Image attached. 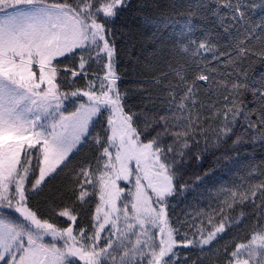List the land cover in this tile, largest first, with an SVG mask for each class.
Listing matches in <instances>:
<instances>
[{"label": "snow or ice", "instance_id": "obj_1", "mask_svg": "<svg viewBox=\"0 0 264 264\" xmlns=\"http://www.w3.org/2000/svg\"><path fill=\"white\" fill-rule=\"evenodd\" d=\"M212 2L217 7L209 10L205 0H193L173 46L159 44L150 54L166 70L137 81L133 91L148 93L144 99L159 103V108L135 112L127 104L128 91L118 87L122 76L114 32L108 26L131 0H0V264H181L189 259L181 257L182 249L199 250L201 255L191 264H201L206 249L247 215L255 217L253 230L231 252V242L224 245V264H264V179L222 190L226 198L219 211L207 214V224L187 219L174 224L168 212L178 169L189 153L200 161L203 151L219 148L230 138V148L264 143V72L236 69V79L215 80L216 69L211 67L221 58L226 66L234 65L249 54L264 64V51L257 54L242 46L249 39L264 38L249 33L235 43V57L232 45L228 52L221 51L207 33L199 40L191 38L194 20L207 18L205 14L216 17L225 33L228 13L232 21L246 17L241 0ZM145 21L155 23L147 17ZM173 23L166 20L164 27ZM256 28L264 24L256 25L253 33ZM77 52L75 67L60 66L61 58ZM178 56L191 63L178 62ZM93 61L102 64V74L92 73L88 79L86 69ZM145 67L156 71L151 64ZM189 73H194L191 79ZM81 76L87 81L84 88L62 91ZM146 86L160 91L153 95ZM202 88L207 99H201ZM246 95L253 101H246ZM70 98L81 102L66 112ZM253 102L257 107H249ZM104 112L106 141L100 135L91 137ZM237 126L243 131L236 133ZM89 139L100 150L95 168L91 162L75 168L67 191L82 208L98 196L91 233L87 227L77 232L74 204L57 208L55 198L49 202L53 215L66 218L67 227H59L30 203L31 196L39 195L48 180L67 167L70 153ZM133 175L134 190L126 192L119 181L132 183ZM186 187L180 185L181 191ZM125 196L129 199L121 208L118 201ZM238 207L236 216L229 214ZM203 215L196 213L192 220ZM103 232L109 234L101 247Z\"/></svg>", "mask_w": 264, "mask_h": 264}, {"label": "trees", "instance_id": "obj_2", "mask_svg": "<svg viewBox=\"0 0 264 264\" xmlns=\"http://www.w3.org/2000/svg\"><path fill=\"white\" fill-rule=\"evenodd\" d=\"M69 2L71 3L72 0H69ZM151 2H153L154 6L150 4ZM192 3L193 0H131L130 6L122 11L115 18L114 22L108 25L114 32L113 38L117 49V70L122 76V79L118 81V87L121 91H128L129 99L127 100V104L132 106L130 108L131 111H156L159 108V103L152 105L144 99L148 93L133 91V89L139 87L137 81L150 78L158 71L166 70L163 64L156 63L154 65L156 71H149L145 67L146 60L143 61V52L153 51L159 44L171 48L175 43L174 34L180 31L181 26L188 18L189 6ZM205 3L209 5V10L217 7L212 0H205ZM233 3H235V0H233ZM241 3L247 6L244 9L246 17L244 20L232 21L230 19L231 14L228 13L224 23L225 26H230L229 33L224 32L223 27L220 26L216 17L205 14L207 18L194 20L196 27L191 38L199 40L207 33L211 36L213 42L220 46L221 51L228 52L230 50L229 46L232 45L231 52L233 57L236 55L235 43L245 39L249 33H252L256 37L264 38V28H256L253 33L256 25L264 24V0H241ZM225 13L226 10L221 9L220 15L225 16ZM146 17L155 23L146 22ZM166 20L173 21V25L165 28L164 22ZM157 26H159V30ZM130 30H132V33H130ZM142 32L145 36L141 34ZM138 35L145 37L146 41L140 42ZM242 46L259 54L264 51V40L249 39ZM79 55L80 53L77 52L74 57L68 59L61 58L60 66L63 67V65L68 64L75 67L78 64L77 57ZM176 59L180 63L190 62L188 61V57L178 56ZM208 59L211 60L210 55H208ZM211 67L216 69V73L214 74L215 80L236 79V69H247L257 75L264 72V64L260 62L257 56L251 54L237 59L236 63L231 66H226L225 58H221L219 62L213 61ZM86 70L89 73L88 79H92V73L102 74V64L98 65L93 61ZM228 73H231L232 76L229 77L227 75ZM192 75L194 73H189V79L192 78ZM86 83L87 81L81 76L71 85L65 84L62 91L84 88ZM146 87H149L153 95H156L160 91L152 89L151 86ZM207 98L202 88L201 99ZM212 98L219 99V97ZM83 100H86V98H83ZM245 100L253 101V97L246 95ZM77 102L81 101L76 100V98H70V101H66V111L72 112L76 108ZM249 107H257V105L253 102ZM107 116L108 113L104 112L96 120L95 125L91 129V137L100 135L106 141L105 128L107 127ZM253 120H255V116ZM242 131L243 129L237 126L236 133ZM154 134L155 130L149 136L144 137L145 142ZM167 142L165 141V143ZM231 143L232 140L230 138L219 148H210L207 151H203L200 161H197L189 153L190 158L187 159L185 164L179 167V175L176 180L177 191L174 196L168 198L170 205L168 212L174 224L185 219L189 220L190 223L194 222L196 224H199L203 220L207 224V214L219 211L222 201L226 198L222 190L235 189L242 183H257L260 179H264V176L259 175L260 173H264V143H246L230 148ZM199 147L203 149L204 146L201 144ZM99 151L92 139L80 145L78 150L71 156L67 167L63 168L52 179L48 180L39 195L30 197L31 206L34 209H39L45 218H49L57 226L66 227L67 223L64 217L53 215L49 202L55 198V207L57 208L74 204V195L67 191L73 183L72 172L75 168L86 165L89 162L95 168V157L99 154ZM192 151L195 152L196 148H193ZM225 156L229 158L224 159ZM205 173H208V175H205ZM250 173L252 174L251 176L249 175ZM197 177H201V179L198 180ZM130 179L134 181L135 176L133 175ZM120 183L121 185L127 186L126 182L121 181ZM180 185H187V187L181 191ZM58 193H63V195L57 197ZM97 203H99L98 196H93L83 208L79 203L74 204L79 215L76 223L77 232L79 228L87 227L91 233L92 215ZM244 208L246 212H251L249 205H245ZM239 211L240 208L238 207L229 214L236 216ZM201 212L205 215L193 221L192 217L196 213ZM186 214L189 215L186 216ZM254 220L255 217L253 215H247L238 226L229 228L211 245L210 249H206L208 255L201 260V264H224L226 259L224 245L231 242L230 247H228V252H231L235 247V243L246 242L249 238L248 234L253 230ZM217 223H219V220H217ZM261 223H264V221H261ZM186 228L187 226L182 228L181 232L185 231ZM45 239L46 241H50L51 237H46ZM217 249H219V252L216 251ZM185 255L189 259L187 262L182 260L181 264H191L201 254L197 249H190L189 251L182 249L181 257Z\"/></svg>", "mask_w": 264, "mask_h": 264}, {"label": "rangeland", "instance_id": "obj_3", "mask_svg": "<svg viewBox=\"0 0 264 264\" xmlns=\"http://www.w3.org/2000/svg\"><path fill=\"white\" fill-rule=\"evenodd\" d=\"M168 1H170V0H168ZM150 4H152L153 6H154V4H153V2H151ZM130 33H132V30H130ZM143 36H145L144 35V33L142 32L141 33ZM143 36H140V35H138V40L140 41V42H143V41H146V39H145V37H143ZM166 46V45H165ZM166 49L167 48H170L169 46H166L165 47ZM153 51H150V52H148V51H145V52H143V61L144 60H146V65L147 64H151V65H155L156 63H157V61L154 59V58H152L151 56H150V54L152 53ZM131 59V58H130ZM136 63V62H135ZM78 103H80V102H77L76 103V106L78 105ZM66 106V103H65V105H64V107ZM65 110H66V107H65ZM75 110V109H74ZM73 110V111H74ZM67 112V111H66ZM75 151V150H74ZM73 151V152H74ZM73 153H70V157H71V155H72ZM132 167L134 168L135 167V162H132ZM127 182V181H126ZM127 184H132V183H128L127 182ZM127 192V191H126ZM127 199H129L128 197H124V199H122L121 201H118V206H119V203H121V205L122 204H124L125 202H126V200ZM119 207H121V206H119ZM122 208V207H121ZM109 230H111V228L109 227ZM132 239H134L133 237H132Z\"/></svg>", "mask_w": 264, "mask_h": 264}]
</instances>
